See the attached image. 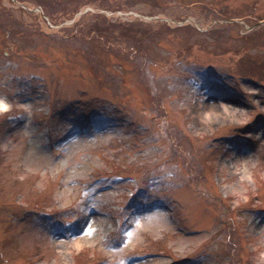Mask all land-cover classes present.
Listing matches in <instances>:
<instances>
[{"label":"rangeland","instance_id":"1","mask_svg":"<svg viewBox=\"0 0 264 264\" xmlns=\"http://www.w3.org/2000/svg\"><path fill=\"white\" fill-rule=\"evenodd\" d=\"M0 100V264H264V0H0Z\"/></svg>","mask_w":264,"mask_h":264},{"label":"trees","instance_id":"2","mask_svg":"<svg viewBox=\"0 0 264 264\" xmlns=\"http://www.w3.org/2000/svg\"><path fill=\"white\" fill-rule=\"evenodd\" d=\"M88 15H91V17L94 19H97V18L101 19V22L106 21L109 18L106 12H92L91 11V12H89ZM81 21H82V19H80L79 21H75L71 25H62V26H60V28L58 30H63V29L68 28V27L78 26Z\"/></svg>","mask_w":264,"mask_h":264},{"label":"bare ground","instance_id":"3","mask_svg":"<svg viewBox=\"0 0 264 264\" xmlns=\"http://www.w3.org/2000/svg\"><path fill=\"white\" fill-rule=\"evenodd\" d=\"M6 105H7L6 101L0 100V110H4L6 108Z\"/></svg>","mask_w":264,"mask_h":264}]
</instances>
